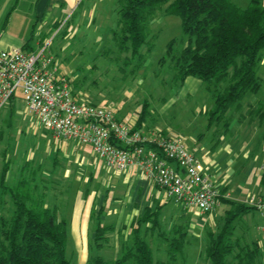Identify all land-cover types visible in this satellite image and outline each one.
Here are the masks:
<instances>
[{
  "label": "rangeland",
  "instance_id": "1",
  "mask_svg": "<svg viewBox=\"0 0 264 264\" xmlns=\"http://www.w3.org/2000/svg\"><path fill=\"white\" fill-rule=\"evenodd\" d=\"M236 2L244 6L246 0ZM36 4L37 0H0L1 41L24 39V42L28 40L33 46L41 35L48 39L52 37L55 29L47 31V28H39V24L35 23ZM117 18L116 0H83L69 18V30L73 28L77 30L74 37L65 39L58 34L54 35L50 42V52L57 59L59 67L74 78L77 89L87 96V101L113 110L116 116L117 114L124 118L131 115L142 116L146 123L153 127L159 126L164 129L183 127L188 130L193 121L200 126L204 124L207 126L209 122V125L213 126L216 119L210 118V111L214 106V100L206 85L194 76H187L183 80L177 79L171 69V56L167 54L168 43L171 42L172 53L179 54L187 42V37L182 33L179 17L167 15L163 7L156 10L149 22V38L153 39V48L147 51L145 45L140 47L143 63L139 69H135L137 57L132 56L131 50L121 51L113 41ZM66 19L68 20L67 15L63 17V20ZM61 31H64V27ZM76 71L79 73L74 76ZM257 75L260 77L258 89L245 93L239 101L240 105H234L229 109L239 112L245 109L249 101L254 99L264 101V51L257 67ZM22 102L17 100L12 108L5 105L0 109V172L4 164L8 163L6 172H24L26 179L30 180L31 172H52L68 162H62L63 157L52 150L53 143L47 140L49 132L35 122L33 115ZM13 176L14 174L9 173L6 185H14L20 178L19 176L15 179ZM35 176L36 182L41 186L39 180L42 177ZM30 185L33 186L32 183ZM32 191L35 195L39 194L38 190ZM44 194L45 206L56 208L62 215L67 213V219L72 216L74 208L75 210L77 208L78 193ZM12 209L11 199L4 193L0 212L5 219H10ZM255 216L260 218L256 211ZM248 222L251 226L249 220ZM237 223L238 220H235L236 226ZM252 229L245 233L246 239L254 236V226ZM138 233L152 248L154 261H169L168 252L166 253L158 242L157 230L146 229L143 223ZM235 234L242 239L241 226L236 227ZM129 235L131 245L133 236L130 233ZM181 241L182 246L174 253L175 264H211L207 257L204 237H194L189 230L182 234ZM77 245L76 240L69 238L65 255L70 264H95L93 260L97 255L94 250L86 252ZM103 255L105 259L112 257V249H105ZM121 256L120 252L117 257ZM259 261L260 264H264V252L260 255ZM108 263L114 264L109 261Z\"/></svg>",
  "mask_w": 264,
  "mask_h": 264
},
{
  "label": "crops",
  "instance_id": "2",
  "mask_svg": "<svg viewBox=\"0 0 264 264\" xmlns=\"http://www.w3.org/2000/svg\"><path fill=\"white\" fill-rule=\"evenodd\" d=\"M232 1L241 7L249 3V0H246L243 6L236 0ZM82 2L83 0H37L35 23L39 24V28H47V31L55 29L51 41L54 35L58 34H61L62 38L71 39L77 30H69V18ZM84 12L83 10V14ZM65 15L67 21L63 20ZM63 27L64 31H61ZM1 39L2 34L1 48L20 47L31 51L48 38L39 36L33 46L28 40L24 42V39ZM53 57L57 73L65 75L71 82L73 98L77 101L87 100V96L77 89L74 78L59 67L57 59L54 55ZM78 73L76 71L74 76ZM130 93L131 91L128 96ZM17 100L22 102L19 94L7 104L9 108H12ZM117 117L147 134L155 130L169 135L180 134L186 149L199 158L205 176L217 189L219 195L216 205L209 213L197 212L168 197L163 189L146 180L137 167L130 166L124 172L107 169L94 155L90 146L55 138L48 131L47 140L52 141V150L63 157L62 162L68 163L60 165L52 172L34 173L46 181L45 192L79 194L77 208H74L70 218L67 219V213H58L67 220L66 246L71 238L76 240L79 249L86 252L94 250L103 260L104 250L112 249L115 258L112 256L109 257L111 259H105L107 263H112L120 252L123 253L124 249L130 246L129 233L131 234L132 224L145 212L150 211L156 219L153 218L154 222L146 221L144 224L146 229L157 230L158 242L166 253L169 241L181 240L182 234L189 230L194 237L205 238L206 250L211 239L223 231L228 245L226 264H260L259 257L264 252V218L248 200L259 195L264 188V172L261 170L264 164V101H249L245 109L239 112L228 109L225 114L216 118L213 126L209 125L210 122L207 126H200L193 121L188 130L183 127H153L136 115L124 118L117 114ZM171 165L173 166L172 163ZM7 173V177L9 173L14 174L15 179L24 174ZM255 211L260 214V218L255 216ZM235 220H238L237 226L234 224ZM98 221L112 227L104 234L105 241L100 245L94 244ZM238 226L242 228V239L235 234ZM253 226L254 236L246 239L245 233L253 230Z\"/></svg>",
  "mask_w": 264,
  "mask_h": 264
},
{
  "label": "trees",
  "instance_id": "3",
  "mask_svg": "<svg viewBox=\"0 0 264 264\" xmlns=\"http://www.w3.org/2000/svg\"><path fill=\"white\" fill-rule=\"evenodd\" d=\"M162 7L167 15L179 17L187 37L179 54L172 53L171 42L167 45L174 76L180 80L194 76L206 85L214 99L211 119L221 117L239 104L245 93L258 89L257 67L264 51V0H249L245 7L232 0H116L118 18L113 41L121 51L129 49L137 57L135 69L143 63L140 47L145 45L147 51L153 48L149 22ZM7 164L0 172V197L8 194L13 209L9 220L0 212V264H70L65 255L67 220L56 208L45 206L46 181L39 180L40 186L34 172L30 180L22 173L14 185L8 186ZM153 218L147 211L132 224V244L114 264H175L174 253L182 246L181 240L169 241V261H154L152 248L138 233L141 225L154 222ZM111 228L96 223L94 237L98 245ZM227 251L221 231L211 239L206 253L211 264H226ZM93 263L108 264L99 256Z\"/></svg>",
  "mask_w": 264,
  "mask_h": 264
},
{
  "label": "built area",
  "instance_id": "4",
  "mask_svg": "<svg viewBox=\"0 0 264 264\" xmlns=\"http://www.w3.org/2000/svg\"><path fill=\"white\" fill-rule=\"evenodd\" d=\"M50 42L44 40L31 51L0 47V109L19 94L35 122L53 137L90 146L107 169L124 172L135 166L176 202L211 212L219 193L182 136L160 130L147 134L120 121L111 109L75 100L68 77L57 73ZM248 203L264 218V188Z\"/></svg>",
  "mask_w": 264,
  "mask_h": 264
}]
</instances>
